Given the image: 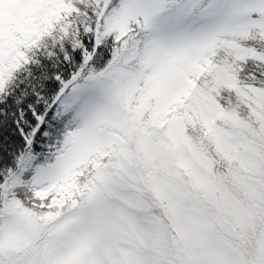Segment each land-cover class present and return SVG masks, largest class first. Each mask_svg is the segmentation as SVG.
Returning <instances> with one entry per match:
<instances>
[{"label":"snow or ice","instance_id":"obj_1","mask_svg":"<svg viewBox=\"0 0 264 264\" xmlns=\"http://www.w3.org/2000/svg\"><path fill=\"white\" fill-rule=\"evenodd\" d=\"M0 264H264V0H0Z\"/></svg>","mask_w":264,"mask_h":264}]
</instances>
